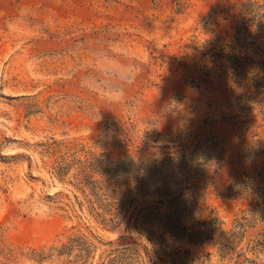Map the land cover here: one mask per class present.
Wrapping results in <instances>:
<instances>
[{
  "label": "rangeland",
  "instance_id": "1",
  "mask_svg": "<svg viewBox=\"0 0 264 264\" xmlns=\"http://www.w3.org/2000/svg\"><path fill=\"white\" fill-rule=\"evenodd\" d=\"M246 1L0 0V264H264V222L226 191L252 140L264 161V96L210 62L220 40L264 47V27L240 34ZM209 133L227 150L200 198L211 239L109 230L77 204L75 159Z\"/></svg>",
  "mask_w": 264,
  "mask_h": 264
},
{
  "label": "trees",
  "instance_id": "2",
  "mask_svg": "<svg viewBox=\"0 0 264 264\" xmlns=\"http://www.w3.org/2000/svg\"><path fill=\"white\" fill-rule=\"evenodd\" d=\"M237 18L240 34L250 36L253 27H264V0H247ZM210 62H218L234 85H240V78L248 81L256 90L248 97L264 96V47L220 40ZM253 141L240 156L244 171L228 180L226 191L228 197L254 208L255 216L264 222V161L257 164L252 158L260 155ZM182 146L153 145V150L142 155L127 151L114 158L103 152L92 154L90 160L75 159V174L68 183L76 191L77 204L109 230L126 224V229L136 228L151 237H157L156 228H160V235L193 244L211 239L223 222L215 214L203 217L200 198L208 188V172H219L227 150L210 133L198 136L190 148ZM63 165L54 169L66 177L70 164L65 161Z\"/></svg>",
  "mask_w": 264,
  "mask_h": 264
}]
</instances>
